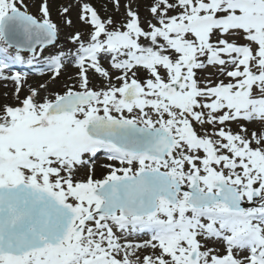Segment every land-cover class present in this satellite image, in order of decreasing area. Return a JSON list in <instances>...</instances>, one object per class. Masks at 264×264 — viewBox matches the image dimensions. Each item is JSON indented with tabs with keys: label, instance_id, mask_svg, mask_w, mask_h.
I'll use <instances>...</instances> for the list:
<instances>
[{
	"label": "snow or ice",
	"instance_id": "6c2138e0",
	"mask_svg": "<svg viewBox=\"0 0 264 264\" xmlns=\"http://www.w3.org/2000/svg\"><path fill=\"white\" fill-rule=\"evenodd\" d=\"M0 264H264V0H0Z\"/></svg>",
	"mask_w": 264,
	"mask_h": 264
}]
</instances>
